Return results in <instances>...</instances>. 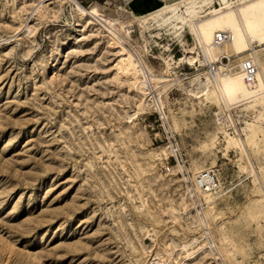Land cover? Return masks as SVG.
<instances>
[{"label":"rangeland","instance_id":"374dc122","mask_svg":"<svg viewBox=\"0 0 264 264\" xmlns=\"http://www.w3.org/2000/svg\"><path fill=\"white\" fill-rule=\"evenodd\" d=\"M131 2L0 0V264H264V107L227 111L195 62L222 1Z\"/></svg>","mask_w":264,"mask_h":264},{"label":"bare ground","instance_id":"6f19581e","mask_svg":"<svg viewBox=\"0 0 264 264\" xmlns=\"http://www.w3.org/2000/svg\"><path fill=\"white\" fill-rule=\"evenodd\" d=\"M131 1V6L138 13L147 11L153 6L150 0ZM221 1L223 6L219 8L212 7L210 14L191 21L190 27L196 35L200 47L211 57H216L221 53L235 54L242 57L247 53L250 46L256 43L258 47H256L255 54L252 57L258 64V71L252 84L245 82L242 71L239 69L220 75L214 81L207 79L205 82H211L213 87L211 89L208 87L205 92L217 95L227 111L233 107L252 101L260 102L264 107V0H237L235 4H231L232 0ZM75 3L81 15L96 21L98 25L104 27L110 39L117 44L120 53V57L116 62L117 74L127 76L131 74L133 77L131 82L137 87L142 96L146 95L143 87L149 83L150 79L155 77L143 59L137 56L136 58L134 56L136 53L133 54L123 43L126 40L117 32L118 29L115 27V24L117 25L118 23L117 20L100 12L94 6L85 8L77 1ZM196 7V2L192 1L186 6V10L194 13L197 11ZM119 27L122 28L123 25L121 24ZM220 30H229L231 40L219 45L215 44L213 40L215 33ZM139 75L142 78H139ZM155 101L157 102L156 99ZM198 177L202 181L209 182L211 180L210 170L205 169L201 171ZM211 202L212 199H208V203Z\"/></svg>","mask_w":264,"mask_h":264},{"label":"built area","instance_id":"2783aa9c","mask_svg":"<svg viewBox=\"0 0 264 264\" xmlns=\"http://www.w3.org/2000/svg\"><path fill=\"white\" fill-rule=\"evenodd\" d=\"M125 4L131 0H120ZM231 40V33L229 30H220L215 33L214 43L224 44ZM257 44L253 43L247 50V53L239 57L235 54H219L216 57H211L203 48L199 47L196 51L195 62L197 66L203 71L206 79L214 81L220 75L231 73L235 70H241L243 79L248 84L255 81L256 73L258 71V64L252 57L255 54ZM212 179V175H210ZM199 188L209 189L213 179L209 182L202 181L200 177L196 179Z\"/></svg>","mask_w":264,"mask_h":264}]
</instances>
